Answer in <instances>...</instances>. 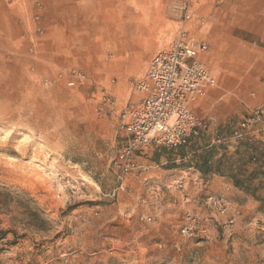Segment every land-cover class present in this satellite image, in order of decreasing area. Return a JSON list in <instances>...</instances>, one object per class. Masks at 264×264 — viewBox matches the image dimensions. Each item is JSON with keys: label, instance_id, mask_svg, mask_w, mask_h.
Listing matches in <instances>:
<instances>
[{"label": "rangeland", "instance_id": "374dc122", "mask_svg": "<svg viewBox=\"0 0 264 264\" xmlns=\"http://www.w3.org/2000/svg\"><path fill=\"white\" fill-rule=\"evenodd\" d=\"M184 2L194 15L186 28L208 47L201 59L217 81L212 92L229 105L223 119L195 112L213 117L218 132L194 141H218L215 156L238 147L248 164L264 159V135L231 138L253 108L236 100L239 82L264 80V33L229 34L234 21L209 18L197 0L115 2L106 19L77 1L0 0V264H264V170L212 192L188 161L174 163L194 141L137 156L149 167L141 175L112 168L124 142L120 111L139 99L131 85L172 41ZM238 38L248 43L241 50ZM219 196L224 214L208 202ZM187 215L210 239L180 235Z\"/></svg>", "mask_w": 264, "mask_h": 264}, {"label": "built area", "instance_id": "2783aa9c", "mask_svg": "<svg viewBox=\"0 0 264 264\" xmlns=\"http://www.w3.org/2000/svg\"><path fill=\"white\" fill-rule=\"evenodd\" d=\"M180 12L181 26L172 41L152 57L145 75L131 85L139 99L127 103L120 111L124 142L112 160V168L122 175L147 172L149 167L140 165L136 157L149 150L178 149L211 130L218 132L213 117L200 118L195 113L196 107L216 89L217 81L201 59L208 51L206 43L196 40L186 28L194 17L190 6L182 3ZM73 75L79 82L84 80L80 74ZM261 135H264V106H254L231 130L233 140L251 141ZM174 184L180 188L182 183L175 181ZM208 202L220 214L227 212L222 196L209 198ZM238 216L239 212H235L229 217L224 228H231ZM185 220L181 236L190 238L202 234L210 239L207 228L200 227L199 217L187 215Z\"/></svg>", "mask_w": 264, "mask_h": 264}, {"label": "crops", "instance_id": "0c3cea01", "mask_svg": "<svg viewBox=\"0 0 264 264\" xmlns=\"http://www.w3.org/2000/svg\"><path fill=\"white\" fill-rule=\"evenodd\" d=\"M8 0H2L6 2ZM45 1V0H44ZM47 1V0H46ZM49 1V0H48ZM63 3H70L77 1L81 4V9L87 15L90 10L98 9L99 12H103L104 15L101 19L108 18L109 13L115 12L111 3L115 2H127L128 0H60ZM139 3L160 2L162 0H136ZM199 3V10L204 11L209 18H221L227 21L235 23L230 30L229 34L235 33L240 35H254L258 33H264V0H197ZM90 4V5H89ZM97 4V7L95 6ZM125 18L131 19L133 15L128 10ZM117 16H113L115 19ZM135 17V16H134ZM263 20V23H258L259 20ZM236 27V28H235ZM128 28V26H127ZM248 45L247 42H241V40L235 39L232 46L234 49L241 50ZM206 56V55H205ZM203 56V57H205ZM202 57V58H203ZM205 63V62H204ZM249 64V63H248ZM264 74V67L260 70V75ZM236 100L243 102L245 107L264 106V80L242 78L239 82V86L235 90ZM255 97L250 98V95ZM218 94L211 92L208 99L199 104L196 107L195 112L197 114L209 115L216 114L220 118H224L226 114L222 110H227L229 106L227 103H218ZM222 99V97H220ZM238 103L236 106L238 107ZM242 106L237 110H241ZM264 141V137L261 138ZM219 148H223V145L218 141L212 139H201L194 141L188 147L182 148L176 152L174 163H184L188 161L189 170L193 174V180L209 179V190L212 192H218L222 189L223 185H231V178H242L248 176L256 171L264 170V159L261 161L263 164L257 163L251 165L246 163V154L242 153L243 148L236 147L235 150L229 149L228 153L218 154L215 156L214 152L219 151ZM264 149V145H263ZM157 153V152H156ZM154 152L153 155L156 154ZM264 155V154H263ZM231 157V158H227ZM181 168L174 169L175 171ZM158 171L146 175L144 182L157 175ZM182 173V171H178Z\"/></svg>", "mask_w": 264, "mask_h": 264}, {"label": "trees", "instance_id": "16d2710c", "mask_svg": "<svg viewBox=\"0 0 264 264\" xmlns=\"http://www.w3.org/2000/svg\"><path fill=\"white\" fill-rule=\"evenodd\" d=\"M4 239V233L0 232V241Z\"/></svg>", "mask_w": 264, "mask_h": 264}]
</instances>
